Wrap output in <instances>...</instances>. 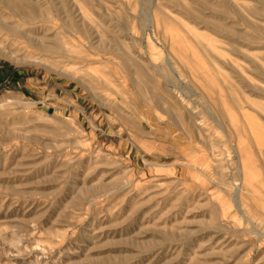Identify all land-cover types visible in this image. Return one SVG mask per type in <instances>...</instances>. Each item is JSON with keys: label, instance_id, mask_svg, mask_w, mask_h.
I'll return each mask as SVG.
<instances>
[{"label": "rangeland", "instance_id": "1", "mask_svg": "<svg viewBox=\"0 0 264 264\" xmlns=\"http://www.w3.org/2000/svg\"><path fill=\"white\" fill-rule=\"evenodd\" d=\"M0 264H264V0H0Z\"/></svg>", "mask_w": 264, "mask_h": 264}]
</instances>
